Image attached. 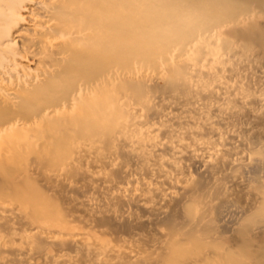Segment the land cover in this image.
I'll return each mask as SVG.
<instances>
[{
  "label": "rangeland",
  "instance_id": "374dc122",
  "mask_svg": "<svg viewBox=\"0 0 264 264\" xmlns=\"http://www.w3.org/2000/svg\"><path fill=\"white\" fill-rule=\"evenodd\" d=\"M14 1L18 26L28 27L22 19L38 0H8L15 10ZM8 47L15 46L7 37ZM167 58L136 60L133 75L122 76L119 132L102 136L103 143L86 146L88 138L72 137L76 152L50 171L38 167L39 154H7L9 164L23 160L29 168L17 186L49 212L34 216L29 203L7 199L0 264L264 262V0L226 9L219 27L198 30ZM18 82L7 77L2 84ZM139 87L141 98L134 94ZM191 204L196 217L187 224ZM193 227L208 245L186 244ZM39 229L48 232L44 241L36 239Z\"/></svg>",
  "mask_w": 264,
  "mask_h": 264
},
{
  "label": "bare ground",
  "instance_id": "6f19581e",
  "mask_svg": "<svg viewBox=\"0 0 264 264\" xmlns=\"http://www.w3.org/2000/svg\"><path fill=\"white\" fill-rule=\"evenodd\" d=\"M252 1L38 0V7L22 19L30 22L25 27L18 26V2L14 1L15 11L8 0H0V219L7 199L29 203L34 216L49 212L17 186L29 168L23 160L9 164L10 151L39 154L38 167L50 171L68 163L76 152L69 143L72 137L88 138L82 145L103 143L102 136L119 132L117 84L123 75H133L136 60L144 65L160 55L168 60L175 44L185 45L200 29L210 33L223 23L226 9H247ZM7 37L15 47L3 48ZM226 45L229 48V42ZM31 67L36 74L29 73ZM167 69L178 73L174 65ZM7 77L21 82L5 87ZM134 94L141 98V88ZM183 214L191 224L196 207L191 204ZM215 214L214 220L222 222L221 207ZM180 215L170 216L169 224L177 225ZM247 228L243 222L237 231L242 234ZM46 233L39 229L37 241H44ZM197 234L193 227L186 244H209Z\"/></svg>",
  "mask_w": 264,
  "mask_h": 264
}]
</instances>
